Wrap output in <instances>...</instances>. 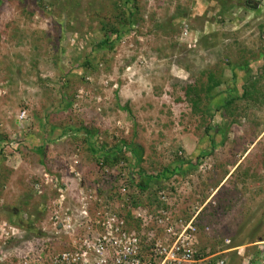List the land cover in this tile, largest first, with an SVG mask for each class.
Returning <instances> with one entry per match:
<instances>
[{
    "label": "rangeland",
    "instance_id": "rangeland-1",
    "mask_svg": "<svg viewBox=\"0 0 264 264\" xmlns=\"http://www.w3.org/2000/svg\"><path fill=\"white\" fill-rule=\"evenodd\" d=\"M114 1L3 0L0 264H38L33 259L40 254L45 259L68 249L72 237L55 225L54 216L86 210L90 196L97 198L93 210H116L130 174L135 180L140 169L161 173L201 153L207 154L198 168L165 182L166 204L174 216L192 219L199 212L195 249L209 258L201 264H262L264 0H249L254 7L242 0H136L137 25L86 74L79 66L84 56L93 59L102 40L100 18L113 19ZM223 7L234 15L219 25L215 16ZM227 59L237 65L250 61L249 84L238 71L234 116L222 108L211 111L212 117L204 108L194 111L184 87L206 82ZM252 82L260 89L256 100L242 96ZM208 121L213 130L206 135ZM83 127L99 130L97 147L122 141L141 146L142 162H133L119 179L107 172L108 182L103 173L95 182ZM41 146L43 156L37 152ZM128 192L139 194L136 187ZM140 199L143 209L156 211L157 202L147 194Z\"/></svg>",
    "mask_w": 264,
    "mask_h": 264
},
{
    "label": "trees",
    "instance_id": "trees-1",
    "mask_svg": "<svg viewBox=\"0 0 264 264\" xmlns=\"http://www.w3.org/2000/svg\"><path fill=\"white\" fill-rule=\"evenodd\" d=\"M255 1V4L261 2V0H257L256 2ZM130 3L134 5V8L128 7ZM242 4H244L245 7H254L253 4L249 5V0H242ZM2 5L3 0H0V11ZM136 5V0H115L113 2V19L100 18V27L98 28V30L102 35V40L101 42H99V44H95L96 49L95 51L91 52V55H93V59H91L89 55L84 56V60L81 62L79 69H86V74H89L91 71L97 69L100 61L103 60V57L105 55L113 53L115 51L117 45L121 42L124 35L129 33L138 23L136 12L133 11L134 9H136ZM227 11L228 9H225L223 7V10L219 11V13L215 16L217 17V24L220 25V23L226 20L227 16L232 18L234 14L231 15L230 12L228 11L229 13H227ZM64 32L62 34L63 38L65 35ZM249 64L250 61H246L243 63V65H237L233 64L229 59H227L224 67L220 72L217 73L212 71L208 73L206 82H203L200 79L195 81V83L184 87L186 99L189 100L194 111H198L201 108H204L209 117H212L211 111H220L219 108H222L227 110V112L229 111V114L233 117L234 114L232 113L230 107L237 100V98H235V96H232V94H236L239 92V90L236 88L238 71H240V73H245V82H248L247 84H249V80L251 79V71L248 67ZM229 69L231 72L230 78H228L226 75V71ZM261 72H264V69L261 70ZM247 77H249V79ZM221 87L223 88V90L220 91L219 89ZM259 92L260 89L258 86V82H252L250 86H244L242 88V96L246 99L250 98L251 100H256L257 97L255 96L258 95ZM65 102V104L70 107L71 100H65ZM125 110L128 112V108H125ZM208 124L209 125L205 127L206 135H209L213 130L212 126H210V121H208ZM99 133L100 132L98 129L83 127L82 134L83 136H85L84 140L95 162L94 169L95 171L97 169L96 175H101V173H103L104 178L106 179V177L108 178V170L110 177L114 176V179H119L120 177H122V175H124L123 172L133 165V162L137 163V165L142 162L144 150L141 146L135 144L130 145L126 141H122L113 148H108V146L106 145H101L100 147L95 146L96 142L93 141V139L97 138ZM1 140H3V138L0 136V143ZM51 141L53 140L51 139ZM210 143L213 147L216 145L214 139L211 140ZM221 144H223V142H221ZM37 152L41 156H43L44 147L41 146L40 148H38ZM206 154L207 153L198 154L196 157H192V159L195 158L194 162H192L191 159H188L187 162H180V164L176 165L174 168H165L161 173L157 174H146L145 170L140 169V171H138L139 175L137 178H135V180L133 179L132 174H130V183H127L123 187V189H125V192L121 191V193H119L117 196V201L120 202L119 205L123 204L127 206L128 204H131L134 208L143 207V202L141 201L140 197H142V195L144 194H147L149 200L157 202V210L161 207H165L166 203L161 200V195L165 193L164 191L166 190L165 182L177 173H180V175L183 177L184 175H188L190 173L189 171H194L196 167L198 168V166L200 165L201 160L206 157ZM104 171H106V173ZM96 177H99V175H97ZM102 178H97L95 182H101V180H103ZM106 182H108L107 179ZM132 187H136L139 190V194L135 195L134 193H127V190ZM124 217H127L126 219L129 225H131V222L133 221L134 225L138 226L136 228L137 232H140V224L138 223V221H134V218L130 211L127 212ZM77 230L82 234V228H77ZM261 255L264 258V251ZM15 259L16 258H14V260Z\"/></svg>",
    "mask_w": 264,
    "mask_h": 264
},
{
    "label": "built area",
    "instance_id": "built-area-1",
    "mask_svg": "<svg viewBox=\"0 0 264 264\" xmlns=\"http://www.w3.org/2000/svg\"><path fill=\"white\" fill-rule=\"evenodd\" d=\"M122 192H125V189ZM95 199L97 198L90 196V200H86L89 205L87 209L77 210L76 215L72 213V216L64 218L54 216L55 225L58 228L61 226V230L72 237L70 247L56 252L50 258L43 259L40 254L39 260L33 259V262L40 264H201L209 259L195 257V248L199 243L197 226L199 212L188 220L181 216H174V212L168 208H160L150 214L146 211L149 208H134L131 204L117 205L118 208L113 211L106 206H99L93 210ZM161 199L167 201L165 195L161 196ZM129 211L134 221L140 224V233L136 230L138 226L134 225L133 221L129 225L127 217H124ZM77 228H82V234ZM145 231L150 233L145 234ZM29 263L31 262L27 261L25 264ZM212 264H225V260L218 259Z\"/></svg>",
    "mask_w": 264,
    "mask_h": 264
},
{
    "label": "clouds",
    "instance_id": "clouds-1",
    "mask_svg": "<svg viewBox=\"0 0 264 264\" xmlns=\"http://www.w3.org/2000/svg\"><path fill=\"white\" fill-rule=\"evenodd\" d=\"M252 4V3H251ZM163 195H165V193H163L161 196H163ZM166 196V195H165ZM162 200V199H161ZM163 201V200H162ZM165 203H166V201H164ZM143 208V207H142ZM161 208H168V209H170V210H173L169 205H167L166 204V206L165 207H161ZM155 209L157 210V207H155ZM155 211V210H154ZM182 217H184V216H182ZM198 217H199V214H198ZM185 219H187L186 217H184ZM190 219V218H189ZM188 219V220H189ZM198 224H199V222H198V218H197V226H198ZM198 228H199V226H198ZM138 233H140V232H138ZM9 240V239H8ZM196 258H204V257H202L201 255L199 256L198 255V250H196V256H195ZM215 261V260H214Z\"/></svg>",
    "mask_w": 264,
    "mask_h": 264
},
{
    "label": "flooded vegetation",
    "instance_id": "flooded-vegetation-1",
    "mask_svg": "<svg viewBox=\"0 0 264 264\" xmlns=\"http://www.w3.org/2000/svg\"><path fill=\"white\" fill-rule=\"evenodd\" d=\"M26 229H28L30 232L32 231L31 226H30L29 224H28V226L26 227ZM59 229H61V227H60Z\"/></svg>",
    "mask_w": 264,
    "mask_h": 264
}]
</instances>
